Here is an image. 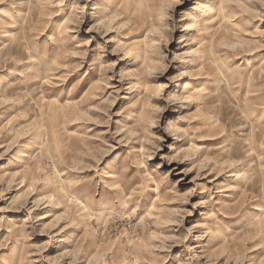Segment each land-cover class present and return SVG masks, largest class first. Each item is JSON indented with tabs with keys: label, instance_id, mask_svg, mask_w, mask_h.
<instances>
[{
	"label": "rangeland",
	"instance_id": "374dc122",
	"mask_svg": "<svg viewBox=\"0 0 264 264\" xmlns=\"http://www.w3.org/2000/svg\"><path fill=\"white\" fill-rule=\"evenodd\" d=\"M1 11L0 264H264V0Z\"/></svg>",
	"mask_w": 264,
	"mask_h": 264
},
{
	"label": "bare ground",
	"instance_id": "6f19581e",
	"mask_svg": "<svg viewBox=\"0 0 264 264\" xmlns=\"http://www.w3.org/2000/svg\"><path fill=\"white\" fill-rule=\"evenodd\" d=\"M18 6H21V5H18ZM22 7H23V5H22ZM29 8V7H28ZM30 9V8H29ZM9 12V11H8ZM7 12V13H8ZM0 13H2V11L0 12ZM21 13V11H19L18 12V14H20ZM9 16V15H8ZM15 22H17V21H15ZM206 28L207 27H214V23H213V21H207L206 22ZM216 24V23H215ZM44 60L42 59V60H40L39 62H36V64L35 63H33V65H36V67L33 69L36 73H37V70L39 69L38 67H37V65L40 63H42ZM29 63V62H28ZM219 65V64H218ZM246 70H249V69H253L252 70V72L255 74L256 73V71L258 70V68H259V66H256V68H254V64L251 62V61H249V62H247L246 63V65H245V67H244ZM219 69H222V68H220V65H219ZM248 107H250V105L248 106ZM62 120V119H61ZM225 148V145L223 144H220L218 147H215V149L216 150H221V149H224ZM24 155V154H23ZM61 185H60V183L59 182H56V184H55V191H61V187H60ZM67 202V201H66ZM264 211V210H263Z\"/></svg>",
	"mask_w": 264,
	"mask_h": 264
}]
</instances>
